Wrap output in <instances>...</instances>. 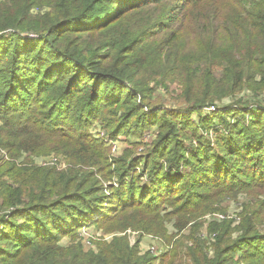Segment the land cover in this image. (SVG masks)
I'll list each match as a JSON object with an SVG mask.
<instances>
[{"label":"trees","instance_id":"obj_1","mask_svg":"<svg viewBox=\"0 0 264 264\" xmlns=\"http://www.w3.org/2000/svg\"><path fill=\"white\" fill-rule=\"evenodd\" d=\"M43 1L49 11L38 15L32 9L39 6V0H0V117L3 121L0 143L8 153L11 146L4 145L3 138L11 141L17 150L32 151L40 146L41 135H69L65 133L71 132L72 127L67 122L58 123L54 118L59 116L66 121L76 111H79L76 120L80 125L76 133L89 139L91 119L98 115L100 118L104 103L110 101L107 97L112 95L115 104L119 101L124 107L120 108L121 113L115 111L114 127L111 126L109 132L126 134L132 128L130 133H142L151 125L147 120L156 111L162 117V126L153 144L155 148L165 147L161 151L165 152V157L159 159L157 154H152L148 160L140 158L133 165L131 174L127 175L129 168H126L118 175L114 187L109 188L111 194L104 190V195H93L102 187L87 186L89 180L74 183L75 179H66L64 172L56 179L36 180L23 189L17 187L14 194L0 181L1 258L29 256L37 264H134L132 258L136 251H129L125 237H115V241L100 247L97 252L84 251L80 244L64 247L58 242L62 236L78 233L83 225L108 224L130 209L134 213L127 222L122 220V225L138 229L147 227L149 231L161 234L163 219L171 213L179 214L201 206L211 198L210 189L223 190L224 195L232 194L239 189V184L234 182L244 183L243 180L264 189V108H260V103L239 101L240 110L217 109L206 115L201 110L209 103L215 102L213 105L218 106L216 97L234 94L233 89H238L244 78L242 71L236 73V77L223 75V81H218L214 71H209L213 82L208 84L198 75L193 77L197 84L185 97L187 102H193L191 106L157 109L144 102L141 105L135 100L138 96L137 71L124 59L120 60V65L119 61L109 65L100 52L89 50L88 55L74 45H59L67 30L90 32L108 18L115 6L121 8L114 12L118 14L140 4L128 5L135 0ZM160 1L140 0L139 3ZM193 1L198 0H176V4L168 7L167 20L156 24L161 25L162 30L166 29L163 24L176 20L178 5ZM235 1L249 6V10L242 8L246 12L243 13V26L257 33L260 41L256 44H263L264 0ZM233 44L236 47V41ZM237 50L243 53L241 56L253 51L247 44L241 47V43ZM255 71L260 72L261 68ZM221 90L224 93L219 95ZM255 104L248 109L249 105ZM75 107L78 108L73 111ZM192 120H197L198 126L204 129L218 130V138L214 141L204 136ZM188 128L192 136L198 138L193 146L186 145L183 139ZM33 137L36 140L31 139ZM192 147L195 161L187 174L182 167L185 157L182 151ZM191 180L198 191L179 187L188 185ZM248 186L251 187L249 183ZM168 207L172 211L162 213ZM146 216L151 218V223ZM255 233L245 232L241 238L229 243L221 252L228 262L219 258L214 264H241L242 260L247 264L246 255L256 257L264 264V233ZM237 253L241 257L235 260ZM163 257L161 255L159 259ZM148 262L145 264H156L155 257ZM249 262L253 264V261ZM28 264L35 263L28 260Z\"/></svg>","mask_w":264,"mask_h":264},{"label":"rangeland","instance_id":"obj_2","mask_svg":"<svg viewBox=\"0 0 264 264\" xmlns=\"http://www.w3.org/2000/svg\"><path fill=\"white\" fill-rule=\"evenodd\" d=\"M39 1V6H35L32 12L42 15L49 11V7H45L43 0ZM139 1L129 3L128 5H140L131 6L123 13H114L120 7L115 6L108 15V18H111H105L95 29H90V32L77 33L74 29L67 30L59 40V45H74L88 55L89 50L100 52L105 63L109 65L118 61L120 65V60L124 59L131 65V69L137 71L135 79L138 83V96L135 100L141 105L144 102L157 109L191 106L193 102H187L185 97L188 96V90L197 84L193 82V77L198 75L208 84L209 81L213 82L210 80L209 71H214L218 81H223V75L236 77V73L242 71L244 78L238 84L240 89H233L234 94L216 97L214 100L218 106H215L214 110L210 107L215 102L212 105L205 104L207 106L201 109L203 115L217 109L240 110L242 106H239V101L246 104L260 103V108H264V43L256 44L260 41L257 33L243 26V13L246 12L242 8L249 10L246 3L241 2L240 5L235 0H198L179 4L176 20L164 22L163 25L167 28L162 30L161 25L156 23L167 20V14L170 12L168 7L176 4V0L144 4ZM232 7L235 10H232ZM235 41L236 47L233 44ZM240 43L241 47L247 44L253 51L241 56L243 53L237 50ZM228 55L233 63L229 62ZM257 68H261V71L256 72ZM220 85L222 84L218 83V87H221ZM221 93L224 91L221 90L219 95ZM201 95L203 93L198 94V98ZM107 98H110V101L104 103L100 118L98 115L91 119L88 127L89 139L76 133L80 127L76 120L79 111L66 121L59 116L54 118L56 122H67L72 127L71 132L65 133L69 135L49 136L39 131V134L43 133L45 137L40 136V146L32 151L17 150L12 147L11 141L1 139L4 145L11 146L8 153L0 143V181H3L8 192L14 194L17 187L23 189L30 187L36 180L56 179L60 177L59 173L64 172L66 179H75L74 183L89 180L87 186L94 189L102 187L93 195H104V190L111 194L109 188L111 185L114 187L118 175L126 168H129L127 175L131 174L133 165L137 164L140 158L146 157L148 160L149 155L157 154L159 159H164L165 152L161 151L165 147L155 148L153 144L158 139L162 117L155 111L147 120L151 125L142 133L132 134V128H129L126 134L121 131L111 134V126L114 127L112 117H116L114 115L117 110L121 113L120 108L124 105H120L119 101L115 104L112 95ZM256 105H249L248 109ZM195 113L198 114L197 111ZM193 122L198 126L197 120ZM2 124L0 117V126ZM198 127L204 136L214 141L218 138V130L204 129L201 125ZM164 129L162 128V131ZM186 131L184 142L193 146L198 138L192 136L189 128ZM31 139L36 140L35 137ZM187 151H182L185 155L182 167L189 174L195 157L192 155L193 147ZM241 166L245 167L243 164ZM46 177L48 179H43ZM243 181L244 183L234 182L239 184V189L232 194L224 195L223 190L213 188L209 190L211 198L201 206L179 214L171 213L160 225L161 234L153 233L147 227L138 229L122 225L123 221L130 220L134 213V210L130 209L108 224L83 225L76 235L62 236L58 243L64 247L80 244L84 251L97 252L100 247L115 241V237H125L129 251H136L132 258V261L135 260L134 264L149 263L148 259L153 257L156 264H214L219 258L227 263L228 259L223 257L221 252L229 243L241 238L245 232L264 233V189L252 185L250 181ZM179 187H182V190L188 187L198 191L193 180L188 185L182 184ZM167 211H172V208L168 207L162 210V213ZM146 218L151 223V218ZM252 222L254 224L250 226ZM161 255L164 257L160 260ZM1 257L0 264H28V260L37 264L36 260L32 261L29 256L10 259ZM234 257L235 260L240 259L241 254L237 253ZM256 259L246 255L247 264H251L249 261L260 264ZM243 261L241 264H246Z\"/></svg>","mask_w":264,"mask_h":264},{"label":"built area","instance_id":"obj_3","mask_svg":"<svg viewBox=\"0 0 264 264\" xmlns=\"http://www.w3.org/2000/svg\"><path fill=\"white\" fill-rule=\"evenodd\" d=\"M210 109L214 110V109H215V105H212V106L210 107Z\"/></svg>","mask_w":264,"mask_h":264}]
</instances>
